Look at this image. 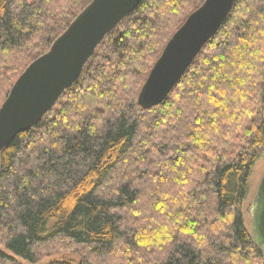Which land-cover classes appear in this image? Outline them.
I'll return each instance as SVG.
<instances>
[{
    "label": "trees",
    "instance_id": "16d2710c",
    "mask_svg": "<svg viewBox=\"0 0 264 264\" xmlns=\"http://www.w3.org/2000/svg\"><path fill=\"white\" fill-rule=\"evenodd\" d=\"M90 1L0 0V106ZM203 2L141 0L1 151L0 264L52 244L87 264H264L241 212L264 150V0H236L165 100L137 103Z\"/></svg>",
    "mask_w": 264,
    "mask_h": 264
},
{
    "label": "water",
    "instance_id": "95a60500",
    "mask_svg": "<svg viewBox=\"0 0 264 264\" xmlns=\"http://www.w3.org/2000/svg\"><path fill=\"white\" fill-rule=\"evenodd\" d=\"M141 0H91L49 49L19 74L0 106V153L34 127L76 82L98 45ZM236 0H204L175 31L137 97L147 110L160 105L203 45L218 31ZM251 235L264 259V174L250 206Z\"/></svg>",
    "mask_w": 264,
    "mask_h": 264
},
{
    "label": "rangeland",
    "instance_id": "374dc122",
    "mask_svg": "<svg viewBox=\"0 0 264 264\" xmlns=\"http://www.w3.org/2000/svg\"><path fill=\"white\" fill-rule=\"evenodd\" d=\"M264 174V150L261 152L258 161L255 163L252 173L249 178V190L245 200L241 204V212L244 219V224L246 229L251 233V220H250V206L257 192L260 180ZM3 247L0 246V250ZM83 260V262L81 261ZM59 261H64L66 264H87V259L82 255L80 249H75L72 247H60L48 245L43 247L39 253V260L36 264H50L52 262L57 263ZM17 264H29L20 260H16Z\"/></svg>",
    "mask_w": 264,
    "mask_h": 264
}]
</instances>
